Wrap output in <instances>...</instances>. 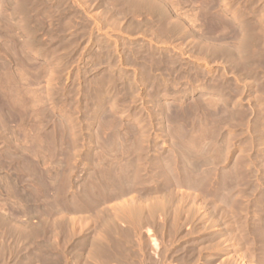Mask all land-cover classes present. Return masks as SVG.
<instances>
[{
  "label": "rangeland",
  "instance_id": "1",
  "mask_svg": "<svg viewBox=\"0 0 264 264\" xmlns=\"http://www.w3.org/2000/svg\"><path fill=\"white\" fill-rule=\"evenodd\" d=\"M263 259L264 0H0V264Z\"/></svg>",
  "mask_w": 264,
  "mask_h": 264
},
{
  "label": "bare ground",
  "instance_id": "2",
  "mask_svg": "<svg viewBox=\"0 0 264 264\" xmlns=\"http://www.w3.org/2000/svg\"><path fill=\"white\" fill-rule=\"evenodd\" d=\"M176 29H179V28H176ZM207 195V194H206ZM196 196V195H195ZM184 197V196H183ZM194 197V196H193ZM187 200V199H186ZM256 200V199H255ZM181 204V203H180ZM180 208V207H179ZM183 208V207H182ZM133 209V208H132ZM197 209V208H196ZM226 209V208H225ZM245 209V208H244ZM197 212V211H196ZM227 212V211H226ZM178 214V213H177ZM247 217V216H246ZM194 218V217H193ZM143 221V220H142ZM179 221V220H178ZM155 223V222H154ZM229 223V222H228ZM193 226V225H192ZM257 228V227H256ZM204 229V228H203ZM163 230V229H162ZM196 233V232H195ZM172 234V233H171ZM246 236V235H245ZM169 238V237H168ZM230 243V242H229ZM217 244H219V243H217ZM231 244V243H230ZM215 246H217V245H215ZM226 246V245H225ZM231 246V245H230ZM193 247V246H192ZM207 248V247H206ZM148 249V248H147ZM216 249V248H215ZM201 250V249H200ZM141 251V250H140ZM215 251V250H214ZM170 253V252H169ZM188 253V252H187ZM216 253H217V251H216ZM229 257V256H228ZM241 257H242V259H241V261H243L244 259V257L241 255ZM175 258V257H174ZM185 258V257H184ZM231 258V257H230ZM112 259V258H111ZM155 260V259H154ZM264 260V259H263ZM179 261V260H178ZM245 262V261H244ZM258 262V261H257ZM202 264V263H201ZM237 264V263H236ZM251 264V263H250Z\"/></svg>",
  "mask_w": 264,
  "mask_h": 264
}]
</instances>
